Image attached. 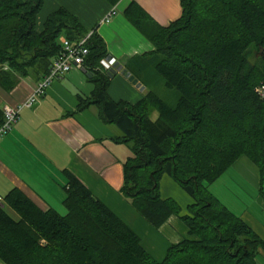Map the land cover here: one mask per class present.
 <instances>
[{
    "label": "trees",
    "instance_id": "1",
    "mask_svg": "<svg viewBox=\"0 0 264 264\" xmlns=\"http://www.w3.org/2000/svg\"><path fill=\"white\" fill-rule=\"evenodd\" d=\"M43 3L0 0V85L11 90L22 77L42 78L63 51L62 37L77 42L91 32L84 68L95 86L78 95L72 114L95 105L102 121L119 128L114 139L131 149L121 192L155 228L179 215L193 238L170 245L162 260L154 258L129 224L64 170L66 214L42 210L16 188L3 196L0 258L7 264H259L264 240L209 185L247 156L259 169L264 192V97L258 92L264 82V0H181L180 17L150 32L144 29L150 15L137 2L129 4L126 18L147 34L156 70L179 93L174 106L155 91L134 103L112 99L108 86L116 70L103 68L104 39L64 7L38 28ZM164 174L192 197L187 213L181 215L174 198L162 197Z\"/></svg>",
    "mask_w": 264,
    "mask_h": 264
},
{
    "label": "crops",
    "instance_id": "2",
    "mask_svg": "<svg viewBox=\"0 0 264 264\" xmlns=\"http://www.w3.org/2000/svg\"><path fill=\"white\" fill-rule=\"evenodd\" d=\"M132 1L152 18L144 26L146 32L155 24H170L182 13L181 0H120L116 5L107 0H44L38 28L50 13L61 7L77 15L86 29L96 28L108 51L104 70H116L108 94L116 101L134 103L150 91L156 92L159 77L153 69V43L124 14ZM114 6L117 13L109 22H102ZM40 79L31 75L22 77L11 90L0 85V106L15 105L26 99ZM94 86L86 69L76 68L53 81L35 105L21 110L12 130L0 139V194L5 196L16 188L42 210L54 208L66 214L68 178L64 170H69L140 235L143 246L154 258L162 260L170 245L193 236L175 214L155 228L121 192L123 164L131 149L114 139L121 134L119 128L102 121L95 105L72 114L79 103L78 95H89ZM232 166L260 186L259 169L247 156H241ZM179 187L184 190L170 175L162 176V197L174 198L183 215L193 199L185 190L189 197L181 193ZM175 195H180L182 200ZM253 203L246 198L235 213L264 240V192ZM5 209L12 218L20 219L10 205L5 204ZM258 263L264 264V248L259 249ZM0 264L7 263L0 258Z\"/></svg>",
    "mask_w": 264,
    "mask_h": 264
},
{
    "label": "built area",
    "instance_id": "3",
    "mask_svg": "<svg viewBox=\"0 0 264 264\" xmlns=\"http://www.w3.org/2000/svg\"><path fill=\"white\" fill-rule=\"evenodd\" d=\"M117 13V8L114 6L106 14L102 22H109ZM91 32L77 42H72L66 37H62L63 51L59 57L54 59L51 68L35 85L31 93L26 99L15 105L6 104L3 107V120L0 123V139L12 130L14 124L18 121L20 112L25 107H32L38 100L44 96L50 84L58 79H62L73 69L84 67L85 58L89 53L87 40ZM103 68H105V58L102 60ZM259 94L264 97V82L258 88ZM4 201L3 195L0 194V203Z\"/></svg>",
    "mask_w": 264,
    "mask_h": 264
},
{
    "label": "rangeland",
    "instance_id": "4",
    "mask_svg": "<svg viewBox=\"0 0 264 264\" xmlns=\"http://www.w3.org/2000/svg\"><path fill=\"white\" fill-rule=\"evenodd\" d=\"M41 13L42 10L40 11L38 18L42 20ZM153 69L157 72L159 77V80L155 84L157 88L156 93L174 106L179 98L178 91L175 88H168L163 76L155 69V67H153ZM151 117L156 119L158 117V111L154 110ZM240 173L241 172L235 166H231L218 181L209 185L210 191L234 212L244 205L246 198L249 199L251 204H254V199L261 194V186L257 187L254 182L247 179L245 175L242 176ZM179 191L184 195H187V193L180 187ZM175 196H177L176 198H179V200H182L180 195ZM187 197L189 196L187 195ZM238 197H240V199L236 200Z\"/></svg>",
    "mask_w": 264,
    "mask_h": 264
}]
</instances>
